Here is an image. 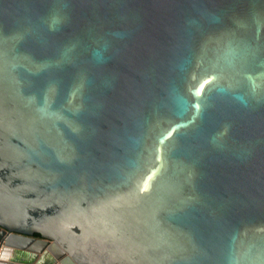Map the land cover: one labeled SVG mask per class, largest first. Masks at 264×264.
<instances>
[{
    "label": "water",
    "instance_id": "95a60500",
    "mask_svg": "<svg viewBox=\"0 0 264 264\" xmlns=\"http://www.w3.org/2000/svg\"><path fill=\"white\" fill-rule=\"evenodd\" d=\"M0 264H264V0H0Z\"/></svg>",
    "mask_w": 264,
    "mask_h": 264
},
{
    "label": "trees",
    "instance_id": "16d2710c",
    "mask_svg": "<svg viewBox=\"0 0 264 264\" xmlns=\"http://www.w3.org/2000/svg\"><path fill=\"white\" fill-rule=\"evenodd\" d=\"M33 236L38 237L39 235L38 234H33Z\"/></svg>",
    "mask_w": 264,
    "mask_h": 264
}]
</instances>
